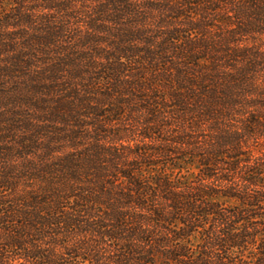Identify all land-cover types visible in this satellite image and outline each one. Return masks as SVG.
Returning a JSON list of instances; mask_svg holds the SVG:
<instances>
[{"label": "trees", "instance_id": "obj_1", "mask_svg": "<svg viewBox=\"0 0 264 264\" xmlns=\"http://www.w3.org/2000/svg\"><path fill=\"white\" fill-rule=\"evenodd\" d=\"M0 264H264V0H0Z\"/></svg>", "mask_w": 264, "mask_h": 264}, {"label": "rangeland", "instance_id": "obj_2", "mask_svg": "<svg viewBox=\"0 0 264 264\" xmlns=\"http://www.w3.org/2000/svg\"><path fill=\"white\" fill-rule=\"evenodd\" d=\"M202 14V13H201ZM215 18V17H214ZM212 19V21H210V24H213L214 26H218V27H221V26H219V24H217L216 22H215V20H217L218 18H216V19ZM192 22H196V20H198V17H194V16H192V19H190ZM176 23H178V24H180V22H178V21H176Z\"/></svg>", "mask_w": 264, "mask_h": 264}]
</instances>
